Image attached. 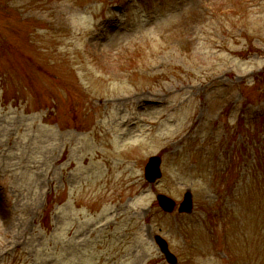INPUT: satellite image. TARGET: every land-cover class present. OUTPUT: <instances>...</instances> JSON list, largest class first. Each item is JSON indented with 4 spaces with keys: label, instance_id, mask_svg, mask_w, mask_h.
Wrapping results in <instances>:
<instances>
[{
    "label": "rangeland",
    "instance_id": "1",
    "mask_svg": "<svg viewBox=\"0 0 264 264\" xmlns=\"http://www.w3.org/2000/svg\"><path fill=\"white\" fill-rule=\"evenodd\" d=\"M156 236L264 264V0H0V264H168Z\"/></svg>",
    "mask_w": 264,
    "mask_h": 264
},
{
    "label": "water",
    "instance_id": "2",
    "mask_svg": "<svg viewBox=\"0 0 264 264\" xmlns=\"http://www.w3.org/2000/svg\"><path fill=\"white\" fill-rule=\"evenodd\" d=\"M160 164H161L160 158L158 157L149 158L144 169V177L149 184L155 183L161 177ZM157 201L161 209L165 212L170 213L173 211L175 207L174 201L167 198L166 196L158 195ZM191 211H192V196L191 193L187 191L183 197L182 203L178 207V213L189 214L191 213ZM155 242L158 245L161 253L165 256L166 261L169 264H176L177 262L176 258L169 252L166 242L159 236L155 237Z\"/></svg>",
    "mask_w": 264,
    "mask_h": 264
}]
</instances>
